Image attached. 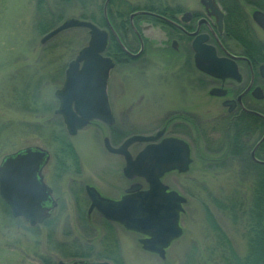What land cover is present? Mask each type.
Wrapping results in <instances>:
<instances>
[{"label": "rangeland", "instance_id": "1", "mask_svg": "<svg viewBox=\"0 0 264 264\" xmlns=\"http://www.w3.org/2000/svg\"><path fill=\"white\" fill-rule=\"evenodd\" d=\"M103 1L46 0L39 6L40 0H0V162L27 146L48 149L51 159L44 169L45 179L60 202L49 221L31 226L23 217H13L0 197V264H57L80 258L115 264L107 256L116 255L125 264H224L214 217L238 252L245 255L246 215L242 213L235 221L220 206L246 201L251 192L252 180L241 178L244 165L239 157L228 155L225 161H218L234 140L235 128H228L225 111L215 100L200 98L194 105H186L189 96L182 92L180 81L165 76L164 68L147 69L141 62L117 63L110 71L108 93L117 133L150 134L175 110L191 119L181 133L192 145L190 168L164 177L171 189L186 198L180 219L183 234L161 258L143 249L142 235L107 224L97 212L92 214L94 227L84 223L88 206L84 182L92 181L104 194L119 197L122 183L126 185L119 170L124 160L104 148L103 138L111 129L101 124L67 138L79 155L80 171L73 158L65 156L58 161L62 157L60 136L69 132L62 115L56 113L59 99L55 91L64 83L68 63L87 45L90 35L86 28L72 27L42 43L48 31L41 32L38 23L40 15L49 16L51 7L54 27L65 19L83 17L104 24ZM115 46L112 41L111 48ZM250 135L249 153L260 131ZM141 146L135 144L131 151L135 154ZM255 155L264 158V153Z\"/></svg>", "mask_w": 264, "mask_h": 264}, {"label": "flooded vegetation", "instance_id": "2", "mask_svg": "<svg viewBox=\"0 0 264 264\" xmlns=\"http://www.w3.org/2000/svg\"><path fill=\"white\" fill-rule=\"evenodd\" d=\"M49 11L48 17L52 18L53 9L50 7ZM100 11L104 24L94 22L107 31V45L102 54L109 57L114 64L109 70L108 78L117 63L141 62L147 69L155 66L164 68L165 76L173 75L174 80L180 81L182 92L189 96L186 105H194L195 99L200 98L215 100L225 111L223 118L231 130L243 127L247 120H254L255 122L247 125V130L249 129L250 134L260 131V136L252 145L251 154L255 144L264 136V129L262 131L260 128L261 123L264 127V27L254 17L257 11L264 15V0H104ZM112 41L116 45L113 48H111ZM215 58L223 59L235 73L231 76L219 77L202 68L212 67ZM108 78L106 93L114 118L113 123L93 119L81 129L101 124L111 129L110 135L106 134L103 138L104 148L110 154L123 158L124 165L119 170L126 185L123 187L124 182L122 183L119 197H111L104 194L100 186L94 182H84L83 191L88 206L83 221L86 225L94 227L91 221L92 214L97 212L107 224L127 229L121 223L106 219L96 208L90 211L91 199L88 188H94L103 198L117 201L136 181L144 183L141 178L126 177L124 156L113 153L106 147V138L112 146L118 147L128 137L134 135L118 136L117 119L108 93ZM183 115H185L183 111L168 112L164 124L146 135H156L161 132L155 142L169 137L184 139L189 143L192 153L191 143L181 135L185 133V130H182L183 125L191 119ZM245 137L246 133L243 142H246ZM69 140L75 149L71 139ZM135 144L142 145L138 153L147 142L131 144L129 151L133 156L136 153L134 154L131 148ZM262 145L264 140L256 148V154L259 151L264 153ZM257 157L264 160L263 157ZM74 163L77 165L76 169L80 171L79 155ZM44 169L42 173L46 182ZM171 172L166 173L164 177ZM47 185L51 188L52 196L56 201L49 220L60 202L59 197L54 194V188L48 183ZM144 188H146L145 183Z\"/></svg>", "mask_w": 264, "mask_h": 264}, {"label": "water", "instance_id": "3", "mask_svg": "<svg viewBox=\"0 0 264 264\" xmlns=\"http://www.w3.org/2000/svg\"><path fill=\"white\" fill-rule=\"evenodd\" d=\"M254 17L264 27V15L257 11ZM72 27L87 28L90 39L69 62L64 84L56 90L55 95L59 99L56 113L63 116L70 135H75L93 119L113 123L106 93L108 72L113 67V62L102 54L107 45V31L89 20L67 19L46 33L41 42L44 43ZM202 68L219 77L235 73L228 63L218 58L214 59L212 67ZM160 134L161 132L156 135L135 134L118 147L112 146L106 138L107 149L124 156L126 177L143 179L146 188L143 182L136 181L117 201L101 197L91 187L88 188V193L91 199L90 211L96 208L106 219L144 235L140 239L143 248L165 258L166 249L183 234L180 214L186 198L176 190L169 189L162 178L170 171H188L192 157L190 146L185 140L169 137L155 142ZM263 140L264 136L255 145L251 156L264 164V160L255 157V150ZM136 142H147V145L133 156L129 147ZM49 158L48 150L31 145L5 155L0 162V197L9 206L13 217H24L31 225L43 223L49 218L56 203L42 173ZM58 264L111 263L77 259L60 260Z\"/></svg>", "mask_w": 264, "mask_h": 264}, {"label": "trees", "instance_id": "4", "mask_svg": "<svg viewBox=\"0 0 264 264\" xmlns=\"http://www.w3.org/2000/svg\"><path fill=\"white\" fill-rule=\"evenodd\" d=\"M42 3L43 0H40L39 6H41ZM40 16L41 18L38 23V25H40V31L47 32L51 30L54 27L53 18L47 17L46 14ZM83 18L90 19L86 17ZM93 21H95V18ZM253 121L254 120H247L245 122L246 127L244 124L243 127L236 128L234 131V140L229 144L226 151L221 152V156L218 158V161H225V158L228 157V155L239 157L244 165L241 172L242 180H252L250 196L246 201H238V204L236 201L230 205L225 203L220 204L221 208H224L225 210L227 209V211L231 213L235 221L242 215V213L246 215L247 226L249 229L247 237L248 248L245 255L242 256L238 252L232 240L215 220V217L212 219L213 226L217 232V239L224 248L222 256L224 264H264V165L259 164L252 159L247 143L251 138V135H249V129L247 130V125ZM260 128H262L263 131V123H261ZM244 133H246V142H243ZM67 138V133H63L60 136L61 145L59 147V152L62 157L58 159L59 162H62L65 156L73 158V161H77V153L70 142L67 141ZM263 147L264 145H262L261 148ZM259 157L261 156L259 155ZM210 217L212 218L211 215ZM107 258L114 261L115 264H125L123 259L118 255L112 257L107 256Z\"/></svg>", "mask_w": 264, "mask_h": 264}]
</instances>
